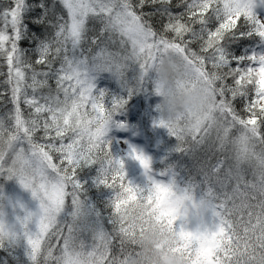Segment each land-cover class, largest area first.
Returning a JSON list of instances; mask_svg holds the SVG:
<instances>
[{"label":"snow or ice","instance_id":"obj_1","mask_svg":"<svg viewBox=\"0 0 264 264\" xmlns=\"http://www.w3.org/2000/svg\"><path fill=\"white\" fill-rule=\"evenodd\" d=\"M58 2L66 18L55 12L57 0L51 7L45 0H12L0 10V59L7 67L0 76H6L2 83L13 106L0 117V130L7 128L16 145L11 165L0 159V176L15 178L38 201L37 212L25 210L11 220L0 205V250H9L15 258L23 248L26 264H125L139 230L121 218L120 210L129 201L144 200L159 211V222L179 236L190 264H264V54L241 56L228 50L230 38L254 35L264 41V19L255 15L254 0H180L175 5L183 7L180 13L172 11V0ZM145 4L159 7L153 13L138 11ZM37 8L41 13L31 22L52 28L51 36L29 35L25 17ZM157 14L167 18L162 32L146 19ZM96 19L102 23L101 35L107 33L108 41L118 42L122 51L101 47L91 54V48L83 47L89 21ZM23 39L35 42V61L20 47ZM168 50L184 58L205 103L186 113L182 122L156 119L155 126L175 138L177 153L194 154L211 140L220 151L230 146L234 163L223 176V161L210 172L201 167L197 182L180 176L174 164L154 171L151 159L134 149L132 154L148 175L149 184L142 188L127 179L123 161L113 157L105 138L110 126L123 127L114 116L127 99L110 97L96 81L101 73H110L129 98L147 91L150 84L157 95L154 68ZM57 61L59 67L54 68ZM130 68L133 85L126 76ZM49 79L55 80V89ZM249 86L254 91L251 99ZM46 87L48 93L38 96ZM237 98L245 100V115L235 108ZM21 103L32 109L27 117ZM245 164L252 180H245ZM92 165L99 166L97 182L113 191L110 231L87 223L90 210L81 199L78 170ZM208 212L211 226L205 221ZM86 233L90 240L84 238Z\"/></svg>","mask_w":264,"mask_h":264},{"label":"trees","instance_id":"obj_2","mask_svg":"<svg viewBox=\"0 0 264 264\" xmlns=\"http://www.w3.org/2000/svg\"><path fill=\"white\" fill-rule=\"evenodd\" d=\"M12 0H0V10L3 7L9 5ZM39 0H28L29 4L38 3ZM49 7L52 5V0H45ZM136 2V0H134ZM180 0H172V11L174 13L183 12V7H175ZM261 1H258L254 4L253 11L255 15L264 19V6L261 4ZM159 5H149L145 4L142 9L138 11H143L145 13H153ZM55 12L61 15H64L66 18V11L59 4L58 0L55 7ZM41 10L39 8L28 13L25 17V23L28 25L29 35L35 33L36 35L43 37L44 35L51 36L53 29L50 27H45L44 25H37L31 22L33 17L39 16ZM50 14L49 19H52ZM149 19L154 29L158 32L163 31V25L167 22L166 17H161L159 14L150 15L146 17ZM240 22H238L239 24ZM3 25L0 24V27ZM89 31L86 33V42L83 47L85 49L91 48L92 53L97 52L101 47H107L109 51L118 52L122 51L120 45L117 42L113 44L108 41V34L105 33L101 35L102 23L96 20H90L88 24ZM9 34H11V29L9 28ZM168 37L173 36L172 33H167ZM114 39H118L113 37ZM93 39L96 40V43H92ZM35 46L34 41L29 39H23L20 41V47L28 49L27 55L31 58L32 61H35L37 58L34 52L31 51ZM192 48L198 50V45L193 44ZM228 50L235 55H249L252 53L264 54V41H262L257 36H243L232 40L231 38L228 41ZM87 54V53H86ZM0 72H7V67L5 61L0 59ZM38 70H39V66ZM59 67V61L54 64V68ZM134 71L129 69L126 73V76L129 80L130 85L134 84ZM30 76V73H29ZM154 76V73H153ZM6 79V76H0V92H3L4 95L0 96V117L6 116L11 112L12 104L10 102V91L8 86L4 85L2 81ZM42 79V77H41ZM97 86L100 89H106L110 94V97H123L127 99V103L124 106V109L120 111L119 114L114 116V120L117 124H123V127H118L112 125L109 128L108 133L106 134V139L110 141V149L113 157L119 158L124 163L125 173L127 179L136 186L146 187L138 174L144 173V177L148 179V175L145 174V170L141 165H137L136 168L128 172V169L131 166L132 156L129 155L127 150H124L120 146V142L126 143L130 146L131 149L141 151L149 156L152 161V168L154 171H159L166 167L168 164H174L175 170L180 173V176L187 178L188 176L193 177L197 182L202 179V175L199 172L201 167L205 171H211L212 166L217 164L218 161H223V168L221 171V176H223L224 171L234 163L233 156L234 153L231 151V147L225 151H220L218 145L212 144V141L209 140L206 144L200 146L196 149L195 153L180 154L174 151L176 146V140L174 137L169 136L167 130L162 127H157L154 124V121L158 118V113L155 110V104L157 103L159 97L153 94L151 91L152 85H148V90H141L136 92L129 98L127 89L122 88L121 84L113 77L110 73H101L97 78ZM28 83H31L29 80ZM229 84H232V80H228ZM49 85L52 89H55V80L49 79ZM49 89L43 88L38 91L37 95L47 94ZM249 99L254 96V91L249 86ZM31 95V90H29ZM245 100L243 98H237L234 101L235 108L241 115H245L243 112V107ZM21 108L24 112L25 117L29 115L32 109H29L26 105L21 103ZM42 132L37 133V137L41 136ZM215 133L212 134V139H214ZM42 143L44 141H41ZM68 141L65 140V143ZM259 151V146L256 149ZM55 162H58V159L54 156ZM98 165L92 166H82L78 170V179L82 184L83 191L81 193V199L84 201L85 206L90 210V214L87 217V223L94 228L103 227L105 229L111 230V225L109 224V218L112 214V208L110 206L111 199L113 197V191L105 186L99 184L96 180L98 176ZM245 169L244 175L245 180H252L251 168L245 164L243 165ZM2 181V176H0V182ZM235 182L233 181L229 187L234 186ZM199 196V193H197ZM68 204L70 205L71 199L68 198ZM86 240H90V234H84ZM62 243V240L61 242ZM52 244L59 248V244L55 238L52 240ZM23 248H21L17 253H15V258L13 254H10L9 250H0V264H26L27 257L22 255Z\"/></svg>","mask_w":264,"mask_h":264},{"label":"clouds","instance_id":"obj_3","mask_svg":"<svg viewBox=\"0 0 264 264\" xmlns=\"http://www.w3.org/2000/svg\"><path fill=\"white\" fill-rule=\"evenodd\" d=\"M154 79L160 89L155 104L157 119L177 124L186 113L205 103L200 86L193 87L195 78L191 69L184 58L172 50L165 52L155 65ZM0 159L8 165L16 159L13 134L7 128L0 130ZM120 216L139 230L135 249L125 264H190L188 255L181 249L179 236L159 222V211L153 205L144 200L129 201L122 206Z\"/></svg>","mask_w":264,"mask_h":264},{"label":"rangeland","instance_id":"obj_4","mask_svg":"<svg viewBox=\"0 0 264 264\" xmlns=\"http://www.w3.org/2000/svg\"><path fill=\"white\" fill-rule=\"evenodd\" d=\"M261 0H254V4ZM264 6V0L261 3ZM120 146L122 149L127 150L129 155L132 156L131 166L128 169L132 171L136 168L137 165H141L138 160L135 159L133 153V149L130 148L126 143L120 142ZM138 153H143L141 151H137ZM144 155L148 156L147 154L143 153ZM149 157V156H148ZM138 174L141 181L145 184H149V180L144 177V173L139 172ZM23 204L24 209H21L18 205ZM0 205H3V210L6 213L7 217L11 220L15 218V215H23L24 211H38V201H35L31 193L23 189L20 184L16 181L15 178L11 180H7L2 177V181L0 182ZM16 205V207H13ZM205 221L211 226V213L208 212L205 214ZM22 255L23 251H22Z\"/></svg>","mask_w":264,"mask_h":264}]
</instances>
